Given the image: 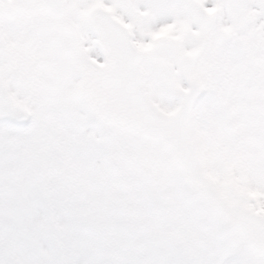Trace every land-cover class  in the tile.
<instances>
[{
	"label": "snow or ice",
	"instance_id": "obj_1",
	"mask_svg": "<svg viewBox=\"0 0 264 264\" xmlns=\"http://www.w3.org/2000/svg\"><path fill=\"white\" fill-rule=\"evenodd\" d=\"M0 264H264V0H0Z\"/></svg>",
	"mask_w": 264,
	"mask_h": 264
}]
</instances>
